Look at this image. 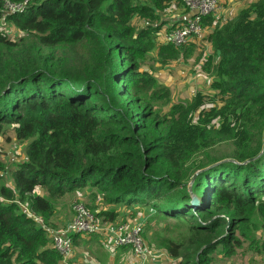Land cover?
<instances>
[{"label":"trees","instance_id":"1","mask_svg":"<svg viewBox=\"0 0 264 264\" xmlns=\"http://www.w3.org/2000/svg\"><path fill=\"white\" fill-rule=\"evenodd\" d=\"M172 5L181 2L27 0L4 16L0 7L19 32L0 28V135L11 129L24 148L10 167L0 159V264H62L51 219L75 192L101 196L105 207H85L101 223L123 206L186 224L176 240L134 222L175 264H219L255 218L264 228V0L222 24L202 17L216 93L196 118V100L164 112L154 104L165 91L151 87L156 64L179 50L159 32L186 14L181 5L166 21ZM80 234L100 236L71 233V247ZM250 242L264 252V239Z\"/></svg>","mask_w":264,"mask_h":264},{"label":"rangeland","instance_id":"2","mask_svg":"<svg viewBox=\"0 0 264 264\" xmlns=\"http://www.w3.org/2000/svg\"><path fill=\"white\" fill-rule=\"evenodd\" d=\"M252 0H223L221 1L218 9L216 10L215 15L217 17V21L219 24H222V21L227 20L232 15L245 5V3H250ZM171 3H174L173 1ZM182 5V4H181ZM178 6V7H181ZM183 6V5H182ZM171 7V12L166 19V21L170 22L172 19H176L181 16V11L178 10V7ZM180 9V8H179ZM8 13V10H3V16ZM203 26V25H202ZM0 28L4 30L8 35L15 36L18 35L19 32L14 29V27L5 20L0 18ZM205 33L209 32V29L205 28ZM163 32H167L166 30H161L159 32V40L164 41ZM167 34V33H165ZM206 35V34H205ZM194 41H187L186 44L176 46L179 47L178 54L175 58L167 60L163 67H160L159 64H156V70L153 72L154 83L151 87L157 88V93L161 91L158 87L165 89L163 94L159 96V98L154 102L155 105L161 108V111L164 112L168 109L172 104H185L192 103L193 101H198V108L194 110L193 114L196 118L199 113H201V109L212 107L213 101L215 98L214 94L216 91L211 89L210 82L213 79L210 71L204 69L202 57H205L207 53L210 51V46L207 42H201L197 38L193 37ZM155 69V66H154ZM219 103L218 101H216ZM218 105V104H217ZM214 120H212L213 122ZM24 158V148L23 142L17 141L14 138V134L11 129H6V131L0 135V159L6 164V168L10 167L13 162L22 160ZM7 175L4 177L3 181L7 184H10V172L8 169ZM3 177V176H2ZM100 195L96 193L94 195H86L81 192H75L70 195L63 196L62 199L59 200L58 207L53 214L54 219L51 221L54 223L53 227L50 229H61L63 226L71 219V205L73 202H79L83 204L88 210L96 209L100 206H104L101 204ZM0 200H2L0 198ZM21 208L26 211L24 205L20 204ZM105 207V206H104ZM106 207H111L106 205ZM118 211L119 218L116 223L125 222L126 225H131L134 222H137L136 218L140 216L144 217L145 220L149 221L148 231L150 232H164L165 236H171L176 240H179L180 237L186 234V224L178 223L170 219H160L155 216H151L148 213H145L143 209L132 208L128 211L126 207L118 206L114 207ZM122 211V213H121ZM129 212L132 214V217L127 220L124 216H129ZM124 215V216H123ZM132 221V222H131ZM144 221V220H143ZM145 222V221H144ZM255 225L254 230L247 232L246 237L242 238L241 245L238 249H236L235 253L228 259H221L219 264H264V252L255 251L251 239H255L260 242V240L264 239V228L259 225L261 222L260 218L254 219ZM55 231V230H54ZM142 234L144 239L150 240V232ZM94 237H98L103 241V238L94 235ZM143 240V238H142ZM145 245L151 249L154 253H156L155 257L152 259H148V263L146 264H175V261L167 258L166 256L157 255V253H161L160 247L157 245L156 241H151L147 244L144 240Z\"/></svg>","mask_w":264,"mask_h":264},{"label":"built area","instance_id":"3","mask_svg":"<svg viewBox=\"0 0 264 264\" xmlns=\"http://www.w3.org/2000/svg\"><path fill=\"white\" fill-rule=\"evenodd\" d=\"M221 1L223 0H180L186 14L173 28L163 32L164 41L180 46L187 41H194L193 37H195L203 42L206 33L201 19L203 16L216 13ZM26 3L27 0L20 2L0 0V7L3 10L7 9L8 13H14L20 11ZM71 212V219L66 226L51 233V244L62 256V264H68L70 258L71 233H98L111 247H128L140 262L156 256L141 238L140 223H132L128 226L125 222L101 223L79 202L72 203ZM38 221L41 222L39 218Z\"/></svg>","mask_w":264,"mask_h":264},{"label":"crops","instance_id":"4","mask_svg":"<svg viewBox=\"0 0 264 264\" xmlns=\"http://www.w3.org/2000/svg\"><path fill=\"white\" fill-rule=\"evenodd\" d=\"M157 255L159 256L158 253ZM148 261L140 262L132 255L129 248L111 247L94 235L87 237L80 234L76 237L70 254V264H146ZM155 262L158 264L157 261Z\"/></svg>","mask_w":264,"mask_h":264}]
</instances>
